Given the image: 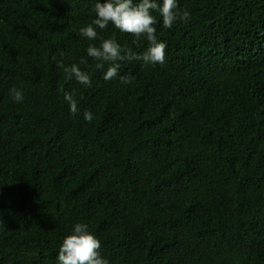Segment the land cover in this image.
I'll list each match as a JSON object with an SVG mask.
<instances>
[{
	"label": "trees",
	"instance_id": "trees-1",
	"mask_svg": "<svg viewBox=\"0 0 264 264\" xmlns=\"http://www.w3.org/2000/svg\"><path fill=\"white\" fill-rule=\"evenodd\" d=\"M94 3L0 0V264H55L76 222L110 264H264V0H178L171 29L153 13L163 64L97 28L125 57L109 81L78 35Z\"/></svg>",
	"mask_w": 264,
	"mask_h": 264
},
{
	"label": "clouds",
	"instance_id": "clouds-1",
	"mask_svg": "<svg viewBox=\"0 0 264 264\" xmlns=\"http://www.w3.org/2000/svg\"><path fill=\"white\" fill-rule=\"evenodd\" d=\"M93 11L95 18L91 23L79 28L78 35L88 41L99 39V44L89 43L85 49L86 57H91L97 69L103 71V80L109 81L117 77L120 65L117 63L125 57L121 54V46L115 35L110 38H100L97 28L105 30L111 23L123 33H130L136 39L143 36L147 47L140 53H129L128 59L141 61L143 66L163 64L165 62L167 42L157 38L158 23L153 13L161 17V26L171 29L177 21L187 22L190 13L179 9L178 0H95ZM61 57L63 53L61 52ZM85 57L80 59V64H86ZM69 79L75 78L78 84L91 86L92 80L87 71H83L78 63L65 65L61 59L58 62ZM120 82L124 85L134 83V78L121 76ZM9 93L12 99L19 103L24 99L23 92L13 86ZM64 101L69 106L72 115L78 113L77 101L73 94L64 92ZM86 122H92L94 114L85 109L82 113ZM55 264H110L109 260L101 254V241L89 230L86 223L76 222L69 232L63 237L56 255Z\"/></svg>",
	"mask_w": 264,
	"mask_h": 264
}]
</instances>
